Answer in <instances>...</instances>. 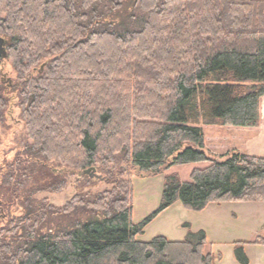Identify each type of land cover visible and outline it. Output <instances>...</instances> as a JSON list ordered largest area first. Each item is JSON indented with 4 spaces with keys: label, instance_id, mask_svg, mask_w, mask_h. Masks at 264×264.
Here are the masks:
<instances>
[{
    "label": "trees",
    "instance_id": "16d2710c",
    "mask_svg": "<svg viewBox=\"0 0 264 264\" xmlns=\"http://www.w3.org/2000/svg\"><path fill=\"white\" fill-rule=\"evenodd\" d=\"M130 3L146 18L116 31L106 21L122 10L137 21ZM4 59L21 81L31 144L22 164L0 165V264H216L221 255L205 251L203 232L181 242L136 238L177 202L195 212L264 202V159L209 156L203 134L204 126L259 127L264 0H0V66ZM5 90L0 79V120ZM116 157L150 176L206 164L187 181L166 175L159 208L134 224L131 183L108 168ZM94 168L109 189L77 192L62 207L38 198L64 191L66 171L95 187L85 174ZM242 244L233 256L248 264Z\"/></svg>",
    "mask_w": 264,
    "mask_h": 264
},
{
    "label": "rangeland",
    "instance_id": "374dc122",
    "mask_svg": "<svg viewBox=\"0 0 264 264\" xmlns=\"http://www.w3.org/2000/svg\"><path fill=\"white\" fill-rule=\"evenodd\" d=\"M131 3L127 8H131L130 14L136 16V22L124 18L125 11L114 14L107 23L113 24L116 31H120L122 26L126 29H138L139 21L146 18L139 8L133 11ZM112 27H108L109 29ZM123 31V30H121ZM120 31V32H121ZM107 42L100 43V49H105ZM100 49L98 51H100ZM3 51L1 50V53ZM4 54V53H3ZM44 64L40 67L42 71ZM0 79L6 85V98L9 101L3 120H0V165L5 170L14 168L16 164L24 161L22 154L24 146L31 144L28 138L24 121L20 117V99L18 90L21 81L17 71L14 69L12 60L4 59L0 66ZM16 92H12L14 89ZM145 91L152 89L150 83L144 85ZM221 126H204V148L205 152L212 157H219L213 152L216 150V143L222 142L224 131L228 130ZM231 128V127H230ZM229 138V137H227ZM222 139V140H221ZM213 150V151H212ZM206 163L194 165H182L170 168L156 176H150L139 172L129 163L122 162L116 157L113 164L108 168L112 170L120 169L122 179L129 181L132 186V212L131 221L137 224L152 215L160 206L161 194L165 176L174 173L181 181L189 179L190 172L194 168H204ZM59 168L56 165H50ZM67 186L60 193L41 194L38 198L46 197L48 202L55 207H62L75 193L80 191H90L94 194L109 189L110 185L103 177L105 175L99 168L89 169L85 174L95 182V187H87L85 181H78L79 174L72 176L66 171ZM90 179V180H91ZM21 210L17 205L10 207L9 214L18 216ZM264 227V202H226L220 205L209 204L200 212L184 209L179 202L173 204L168 209L155 217L144 229V233L136 238L140 242H149L155 237L161 236L171 242H181L189 235L203 232L205 234L206 252L221 255L220 263L231 264L233 249L235 244L243 243L245 255L256 264V261L264 264V245L248 244L258 237H264L262 228Z\"/></svg>",
    "mask_w": 264,
    "mask_h": 264
},
{
    "label": "crops",
    "instance_id": "0c3cea01",
    "mask_svg": "<svg viewBox=\"0 0 264 264\" xmlns=\"http://www.w3.org/2000/svg\"><path fill=\"white\" fill-rule=\"evenodd\" d=\"M222 142L216 143V156H224L231 152L244 153L248 156L264 159V98L260 100V123L256 129L245 128H225ZM229 137V138H227ZM209 146H205V149ZM247 256V254H246ZM234 258V256H233ZM248 258V256H247ZM249 263L252 261L248 258ZM231 264H238L235 258ZM220 263V262H219ZM256 264H262L256 261Z\"/></svg>",
    "mask_w": 264,
    "mask_h": 264
},
{
    "label": "water",
    "instance_id": "95a60500",
    "mask_svg": "<svg viewBox=\"0 0 264 264\" xmlns=\"http://www.w3.org/2000/svg\"><path fill=\"white\" fill-rule=\"evenodd\" d=\"M2 58H5V55L2 53Z\"/></svg>",
    "mask_w": 264,
    "mask_h": 264
}]
</instances>
